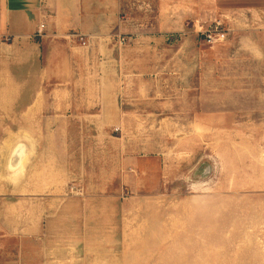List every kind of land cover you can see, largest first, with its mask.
Listing matches in <instances>:
<instances>
[{
  "label": "rangeland",
  "instance_id": "1",
  "mask_svg": "<svg viewBox=\"0 0 264 264\" xmlns=\"http://www.w3.org/2000/svg\"><path fill=\"white\" fill-rule=\"evenodd\" d=\"M71 5L0 45V264H264V0Z\"/></svg>",
  "mask_w": 264,
  "mask_h": 264
},
{
  "label": "crops",
  "instance_id": "2",
  "mask_svg": "<svg viewBox=\"0 0 264 264\" xmlns=\"http://www.w3.org/2000/svg\"><path fill=\"white\" fill-rule=\"evenodd\" d=\"M74 1L0 0V45L5 44L4 39L8 36L26 41L40 24L47 28L57 26L59 30L68 27L86 30V22L94 17V12L78 11L71 5ZM66 3H69L68 7L62 6ZM29 152L30 156L34 153L32 146Z\"/></svg>",
  "mask_w": 264,
  "mask_h": 264
},
{
  "label": "bare ground",
  "instance_id": "3",
  "mask_svg": "<svg viewBox=\"0 0 264 264\" xmlns=\"http://www.w3.org/2000/svg\"><path fill=\"white\" fill-rule=\"evenodd\" d=\"M19 139V138H18ZM22 139V138H21ZM17 144H14V148H11L10 154L8 157V175L9 179H17L21 175H23L26 165L29 161L30 156V148L32 146V142L28 141H19L17 140ZM12 147V146H11ZM32 151V150H31Z\"/></svg>",
  "mask_w": 264,
  "mask_h": 264
},
{
  "label": "built area",
  "instance_id": "4",
  "mask_svg": "<svg viewBox=\"0 0 264 264\" xmlns=\"http://www.w3.org/2000/svg\"><path fill=\"white\" fill-rule=\"evenodd\" d=\"M218 27H219V22H216V25L214 26L212 30L205 29L202 31V33L204 34L205 38L207 39L209 43H212L218 40L217 34H216V30L218 29ZM42 28H44V25H42Z\"/></svg>",
  "mask_w": 264,
  "mask_h": 264
}]
</instances>
